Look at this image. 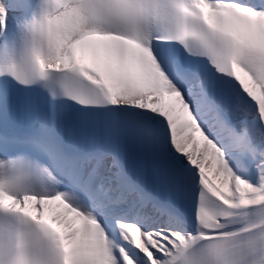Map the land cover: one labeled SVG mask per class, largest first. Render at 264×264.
I'll list each match as a JSON object with an SVG mask.
<instances>
[{
  "label": "snow or ice",
  "instance_id": "obj_1",
  "mask_svg": "<svg viewBox=\"0 0 264 264\" xmlns=\"http://www.w3.org/2000/svg\"><path fill=\"white\" fill-rule=\"evenodd\" d=\"M0 264H264V0H0Z\"/></svg>",
  "mask_w": 264,
  "mask_h": 264
}]
</instances>
